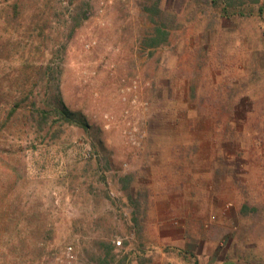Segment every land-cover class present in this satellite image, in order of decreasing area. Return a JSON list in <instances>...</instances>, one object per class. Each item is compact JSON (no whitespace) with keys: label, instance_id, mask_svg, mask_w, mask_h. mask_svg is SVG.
Instances as JSON below:
<instances>
[{"label":"rangeland","instance_id":"rangeland-1","mask_svg":"<svg viewBox=\"0 0 264 264\" xmlns=\"http://www.w3.org/2000/svg\"><path fill=\"white\" fill-rule=\"evenodd\" d=\"M67 256L264 264V0H0V264Z\"/></svg>","mask_w":264,"mask_h":264},{"label":"trees","instance_id":"trees-1","mask_svg":"<svg viewBox=\"0 0 264 264\" xmlns=\"http://www.w3.org/2000/svg\"><path fill=\"white\" fill-rule=\"evenodd\" d=\"M221 11L222 16L224 17L230 16L232 14L228 3L222 6ZM260 11H262V9H260ZM167 37V31H162L161 28L156 27L155 36L150 40L148 47L154 48L160 43H165L167 41ZM42 97V106L37 108L38 111L36 114L38 116L35 120V123L38 127V132L43 131L44 128H48V125L52 127L53 125L57 124L56 130L51 136L52 138H56L60 132V129L64 125H74L84 129L88 128V123L82 114L78 111L69 109L60 99V97L49 96L47 94H43ZM31 105L35 106L36 103L33 102ZM48 133L49 131L46 130L45 135H48Z\"/></svg>","mask_w":264,"mask_h":264},{"label":"built area","instance_id":"built-area-1","mask_svg":"<svg viewBox=\"0 0 264 264\" xmlns=\"http://www.w3.org/2000/svg\"><path fill=\"white\" fill-rule=\"evenodd\" d=\"M117 244H120L119 242ZM58 264H72V260L71 257L67 256L65 260H62L60 263Z\"/></svg>","mask_w":264,"mask_h":264}]
</instances>
